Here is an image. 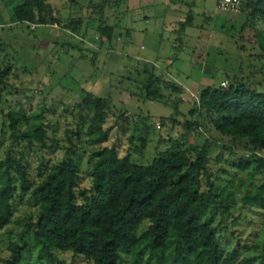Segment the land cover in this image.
<instances>
[{
  "label": "rangeland",
  "instance_id": "1",
  "mask_svg": "<svg viewBox=\"0 0 264 264\" xmlns=\"http://www.w3.org/2000/svg\"><path fill=\"white\" fill-rule=\"evenodd\" d=\"M100 1L50 0L59 26L32 30L29 24L13 19V9L22 0H0V67L11 65L9 83L27 92L29 98H20L19 104L33 113L42 110L45 118L50 148L28 152L31 176L40 166L49 168L63 158L68 131L80 126L79 112L73 107L85 94L110 103L114 116L102 126L110 129L105 142L96 141V125L82 127L77 144L81 190L90 188V155L99 148L115 147L119 156L128 155L134 164L145 166L170 146L167 140L182 142L179 125L162 126L161 122L172 118L176 110L179 117L175 121L188 120L193 102L204 89L222 88V82H227L223 88L227 89L230 82H237L264 93V51L248 26L262 32L263 39L264 29L247 11L219 13L216 0H126L114 9L107 5L104 20L114 28L113 38L100 42L99 18L90 8V3L95 6ZM190 17V25L183 26ZM80 19L83 23L76 32L64 28L69 21ZM246 24L244 32H239ZM152 72L177 86L180 94L159 88L160 100L147 99L144 89ZM15 104L11 96L0 100V160L10 144L4 115ZM121 115L125 121H116ZM201 121V130L182 143L187 149H206L209 161L201 189L213 188L218 197L220 210L211 221L219 246L223 253L238 250L241 260L249 264H264V210L245 203V194L254 195L264 184V170L241 171L240 157L247 154L243 145L220 136L209 120ZM142 142L145 148L140 149ZM36 214L37 206L29 195H14L11 223L0 231V264L26 219H35ZM148 225L142 224L138 236ZM26 238L29 247L21 264H48ZM53 257L54 264H89L70 252H54ZM131 262V256L121 252L120 264Z\"/></svg>",
  "mask_w": 264,
  "mask_h": 264
},
{
  "label": "trees",
  "instance_id": "2",
  "mask_svg": "<svg viewBox=\"0 0 264 264\" xmlns=\"http://www.w3.org/2000/svg\"><path fill=\"white\" fill-rule=\"evenodd\" d=\"M49 1L22 0L13 9L15 23L59 26ZM125 1L101 0L95 6L90 3L93 14L99 18L100 42L113 38L114 28L104 20L107 5L114 9ZM242 10L264 29V0H245ZM191 21L192 17L183 26ZM82 23L81 19L72 20L64 28L76 32ZM247 26L242 25L239 32ZM248 27L264 51L262 32ZM10 76L11 65L0 67V100L3 96L16 100L4 115L10 144L0 160V231L11 223L13 197L18 193L30 196L37 214L35 219H26L17 241L9 244L3 264L22 263L29 247L26 236L48 264H54V252H70L89 264H120L121 252L131 256V264H249L247 259L241 260L238 250L223 253L219 246L211 221L220 210L218 197L213 188L201 189L209 161L206 149H187L182 142L201 130V119L209 120L220 136L243 145L247 154L240 157L241 171L250 167L253 171L264 170V93L237 82H230L227 89H204L193 102L188 120L175 121L173 118L179 117L176 110L172 118L161 122L162 126L179 125L182 142L167 140L170 146L145 166L134 164L128 155L119 156L115 147L99 148L90 155V188L81 190L77 164L81 130L86 124L96 125V141L105 142L110 129L103 130L102 126L109 116H114L110 103L85 94L81 103L73 107V111L79 112L80 126L68 131L71 136L66 139L63 158L49 168L40 166L36 175L31 176L28 152L50 148L45 118L42 110L33 113L30 107L25 109L19 104L20 98L29 97L26 91L9 83ZM159 88L173 95L181 92L174 84L150 73L144 89L146 98L160 100ZM125 119L123 115L115 118ZM139 148H145V142ZM245 203L264 210V184L254 195L246 193ZM222 212H227L226 208ZM144 223L149 225L138 236Z\"/></svg>",
  "mask_w": 264,
  "mask_h": 264
},
{
  "label": "built area",
  "instance_id": "3",
  "mask_svg": "<svg viewBox=\"0 0 264 264\" xmlns=\"http://www.w3.org/2000/svg\"><path fill=\"white\" fill-rule=\"evenodd\" d=\"M244 0H216V8L219 13L226 14H238L242 10V4ZM31 29H35L36 25L29 24ZM2 27L0 25V31ZM222 88H226L227 82H222L221 84ZM157 129H159V126H157Z\"/></svg>",
  "mask_w": 264,
  "mask_h": 264
},
{
  "label": "crops",
  "instance_id": "4",
  "mask_svg": "<svg viewBox=\"0 0 264 264\" xmlns=\"http://www.w3.org/2000/svg\"><path fill=\"white\" fill-rule=\"evenodd\" d=\"M53 28H54V26H53Z\"/></svg>",
  "mask_w": 264,
  "mask_h": 264
}]
</instances>
